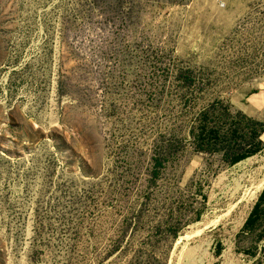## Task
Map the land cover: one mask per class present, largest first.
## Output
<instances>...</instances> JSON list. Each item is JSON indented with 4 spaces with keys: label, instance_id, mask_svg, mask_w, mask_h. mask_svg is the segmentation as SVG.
<instances>
[{
    "label": "rangeland",
    "instance_id": "rangeland-1",
    "mask_svg": "<svg viewBox=\"0 0 264 264\" xmlns=\"http://www.w3.org/2000/svg\"><path fill=\"white\" fill-rule=\"evenodd\" d=\"M263 174L264 0H0V264H264Z\"/></svg>",
    "mask_w": 264,
    "mask_h": 264
},
{
    "label": "trees",
    "instance_id": "trees-1",
    "mask_svg": "<svg viewBox=\"0 0 264 264\" xmlns=\"http://www.w3.org/2000/svg\"><path fill=\"white\" fill-rule=\"evenodd\" d=\"M207 112H205L203 115H205V117H206V114ZM243 117H245V115L243 116ZM245 118H247L250 122H252L253 123V125L254 124H256V126H255V128H254V134H255V136H256V134H257V127H263V124L262 123H260L259 121H256V120H254L253 118H251V117H245ZM207 124H204L203 125V127H202V131L200 132V134L198 135V140H200L201 141V146H203V142H205V143H207V144H209L210 143V141H209V134L210 133H214L215 134V136H221V132L218 130V129H216V128H210V129H208L207 127ZM233 131H236V129H234ZM237 131H238V129H237ZM219 139V138H218ZM217 139V140H218ZM260 144H261V141H258V143L256 144V146H255V149L254 150H246V149H242L240 152H238L233 158H232V163H235V162H237V161H239V160H242V159H244L245 157H247L248 155H250L251 153H253V152H255V151H257V149L260 147ZM201 149H206V147H201ZM259 205H260V202H258L257 204H256V206H255V210H257L258 208H259ZM251 222H253V217H251L248 221H247V224H250Z\"/></svg>",
    "mask_w": 264,
    "mask_h": 264
},
{
    "label": "bare ground",
    "instance_id": "bare-ground-1",
    "mask_svg": "<svg viewBox=\"0 0 264 264\" xmlns=\"http://www.w3.org/2000/svg\"><path fill=\"white\" fill-rule=\"evenodd\" d=\"M264 186V174L263 176L257 180L256 184L254 183V186L252 187V189L249 192V201L253 200L256 195L258 194V192L261 190V188ZM235 206V205H234ZM229 213V212H228ZM218 221V220H217ZM200 230V229H199ZM201 232V230H200ZM195 234V233H194ZM192 236V235H191ZM190 251V250H189Z\"/></svg>",
    "mask_w": 264,
    "mask_h": 264
}]
</instances>
